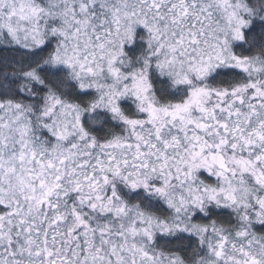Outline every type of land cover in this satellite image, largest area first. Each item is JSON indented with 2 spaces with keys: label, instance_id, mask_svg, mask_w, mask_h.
I'll return each instance as SVG.
<instances>
[{
  "label": "snow or ice",
  "instance_id": "1",
  "mask_svg": "<svg viewBox=\"0 0 264 264\" xmlns=\"http://www.w3.org/2000/svg\"><path fill=\"white\" fill-rule=\"evenodd\" d=\"M0 264H264V0H0Z\"/></svg>",
  "mask_w": 264,
  "mask_h": 264
}]
</instances>
